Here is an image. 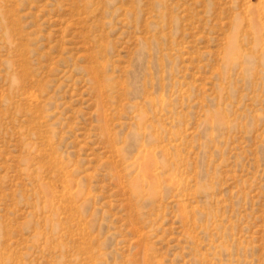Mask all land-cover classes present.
<instances>
[{
    "label": "rangeland",
    "instance_id": "1",
    "mask_svg": "<svg viewBox=\"0 0 264 264\" xmlns=\"http://www.w3.org/2000/svg\"><path fill=\"white\" fill-rule=\"evenodd\" d=\"M0 264H264V0H0Z\"/></svg>",
    "mask_w": 264,
    "mask_h": 264
}]
</instances>
